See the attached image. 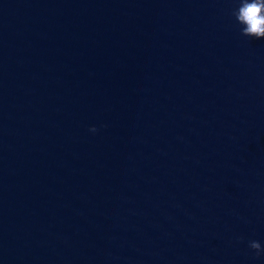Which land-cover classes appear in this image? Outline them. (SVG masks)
Masks as SVG:
<instances>
[{
  "label": "water",
  "instance_id": "95a60500",
  "mask_svg": "<svg viewBox=\"0 0 264 264\" xmlns=\"http://www.w3.org/2000/svg\"><path fill=\"white\" fill-rule=\"evenodd\" d=\"M238 7L0 0V264H264V38Z\"/></svg>",
  "mask_w": 264,
  "mask_h": 264
},
{
  "label": "clouds",
  "instance_id": "9594fccd",
  "mask_svg": "<svg viewBox=\"0 0 264 264\" xmlns=\"http://www.w3.org/2000/svg\"><path fill=\"white\" fill-rule=\"evenodd\" d=\"M236 21L242 25L241 34L247 37L264 38V0H239V7L233 12ZM95 132L96 128L89 129ZM249 248L257 256L264 252L258 241H250Z\"/></svg>",
  "mask_w": 264,
  "mask_h": 264
}]
</instances>
